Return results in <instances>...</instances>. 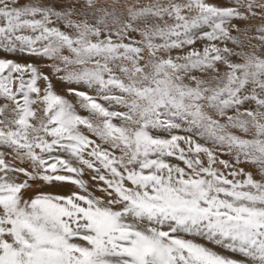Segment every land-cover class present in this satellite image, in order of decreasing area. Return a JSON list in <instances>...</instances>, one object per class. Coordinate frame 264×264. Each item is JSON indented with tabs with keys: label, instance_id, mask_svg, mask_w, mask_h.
I'll use <instances>...</instances> for the list:
<instances>
[{
	"label": "snow or ice",
	"instance_id": "obj_1",
	"mask_svg": "<svg viewBox=\"0 0 264 264\" xmlns=\"http://www.w3.org/2000/svg\"><path fill=\"white\" fill-rule=\"evenodd\" d=\"M0 264H264V0H0Z\"/></svg>",
	"mask_w": 264,
	"mask_h": 264
},
{
	"label": "rangeland",
	"instance_id": "obj_2",
	"mask_svg": "<svg viewBox=\"0 0 264 264\" xmlns=\"http://www.w3.org/2000/svg\"><path fill=\"white\" fill-rule=\"evenodd\" d=\"M109 2H111V0H109ZM253 43H258V41H254ZM6 58L14 59V60H17L18 62H21V63L29 62L28 59L26 57H23L22 55H12V56H8ZM223 158L227 159V157H223Z\"/></svg>",
	"mask_w": 264,
	"mask_h": 264
},
{
	"label": "bare ground",
	"instance_id": "obj_3",
	"mask_svg": "<svg viewBox=\"0 0 264 264\" xmlns=\"http://www.w3.org/2000/svg\"><path fill=\"white\" fill-rule=\"evenodd\" d=\"M254 42V41H253ZM87 179V176L85 177Z\"/></svg>",
	"mask_w": 264,
	"mask_h": 264
}]
</instances>
